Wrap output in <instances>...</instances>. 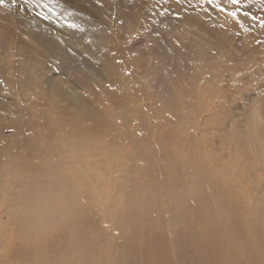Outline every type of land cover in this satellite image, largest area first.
<instances>
[{
    "label": "rangeland",
    "instance_id": "374dc122",
    "mask_svg": "<svg viewBox=\"0 0 264 264\" xmlns=\"http://www.w3.org/2000/svg\"><path fill=\"white\" fill-rule=\"evenodd\" d=\"M9 4L15 16L6 14ZM81 10L83 20L104 24L101 52L121 83L117 88L94 77L89 83L77 68L46 76L74 85L75 97L96 111V121L81 114L79 120L104 144L92 154L99 169L85 168L87 176L79 177L68 162L60 172L71 171L72 184L93 193L84 191V203L104 225L101 232L111 235L105 259L125 252L118 244L134 242L141 264H193V257L185 259L188 251L199 249L198 240L209 248L227 241L223 232L231 221L251 234L264 231V0H3L0 34L14 32L13 45L39 52L17 23L26 17L54 37L63 31L74 54L73 28L61 18ZM4 96L0 104L15 99ZM2 136L13 133L6 128ZM4 187L0 183V194ZM7 219L0 222V244L12 236ZM2 245L0 252H7L1 254L10 253L11 245ZM217 258L227 264L223 254L213 255V264Z\"/></svg>",
    "mask_w": 264,
    "mask_h": 264
},
{
    "label": "bare ground",
    "instance_id": "6f19581e",
    "mask_svg": "<svg viewBox=\"0 0 264 264\" xmlns=\"http://www.w3.org/2000/svg\"><path fill=\"white\" fill-rule=\"evenodd\" d=\"M10 6L6 14L15 16ZM51 9L60 10L57 5H52ZM80 13V16L65 13L61 18V23L73 28L70 39L74 54L66 50L69 44L63 31L61 37H54L49 28L39 27L26 17L18 18L17 23L27 30L39 46V52L25 53L23 47L15 46L18 38L14 32L9 33L8 38L0 34V95H5L3 98L7 100V96L15 98L12 102L9 99L8 103L0 104V183L5 184L0 194V202H4L1 204L0 222L3 224L9 217L4 224L10 225L12 234L2 240L11 245L9 240L18 234L16 241L12 239L10 253H2L1 256V252L7 250L0 252L3 264H48V261L50 264H95L96 258L100 263L103 261L102 264L120 261L122 264H137L136 260L141 261L138 252L134 251L139 247L134 242L128 246L120 245L119 238H116V245L122 246L125 252L119 257L114 256L112 262L105 259L112 239L108 232H101L104 225L99 226L100 220L84 203V191L91 193L90 188L72 184L70 169V172H60L68 162L76 174L79 172V177H86L93 166L98 170L99 165L92 154L98 155V149L104 144L99 145V134L91 133L86 125H81L80 121L84 119L79 120L81 114L86 121H96L93 118L96 111L75 97L77 88L74 85L67 87L59 78L46 76V73L53 69L70 71L77 68L84 69L89 83L93 77L108 81L113 77L106 82L108 86L117 88L121 83L115 76L111 60L104 59L101 52L102 45L106 44L102 41L105 40L104 24H93L86 18L83 20L85 12L81 10ZM88 53L90 56L86 55ZM10 55L15 57L14 60ZM87 56L92 58L91 65L87 64L89 68L84 64ZM56 57L58 64L55 63ZM74 57H79L81 62ZM98 59H107V64L102 62L98 65ZM75 76L78 78L75 82H82L81 70ZM6 128L12 131V139L2 136ZM27 176L34 177L27 179ZM37 176L43 179V183L35 179ZM228 228V232H223L229 237L227 241H213L216 246L209 248V244L198 240L196 245L199 249L188 251L185 259L193 257V264H213L212 256L223 254L227 264H264V231L251 234L250 230L234 221L229 222ZM68 229H71L70 234L65 233ZM220 238L224 240L226 237L221 235ZM3 242L0 244L2 248ZM162 249L167 252L166 248ZM229 255L236 261L231 262ZM219 259L215 260L216 264H219Z\"/></svg>",
    "mask_w": 264,
    "mask_h": 264
},
{
    "label": "snow or ice",
    "instance_id": "6c2138e0",
    "mask_svg": "<svg viewBox=\"0 0 264 264\" xmlns=\"http://www.w3.org/2000/svg\"><path fill=\"white\" fill-rule=\"evenodd\" d=\"M233 2L235 3V2H236V0H233ZM0 3H3V0H0Z\"/></svg>",
    "mask_w": 264,
    "mask_h": 264
}]
</instances>
